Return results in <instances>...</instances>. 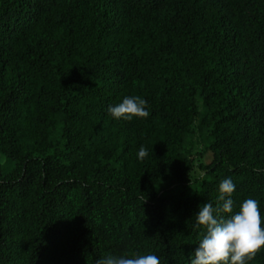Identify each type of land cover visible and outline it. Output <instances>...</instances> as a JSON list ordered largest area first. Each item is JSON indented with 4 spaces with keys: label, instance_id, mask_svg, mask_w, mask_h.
<instances>
[{
    "label": "trees",
    "instance_id": "obj_1",
    "mask_svg": "<svg viewBox=\"0 0 264 264\" xmlns=\"http://www.w3.org/2000/svg\"><path fill=\"white\" fill-rule=\"evenodd\" d=\"M0 156V264H190L223 179L264 219V0H0Z\"/></svg>",
    "mask_w": 264,
    "mask_h": 264
},
{
    "label": "clouds",
    "instance_id": "obj_2",
    "mask_svg": "<svg viewBox=\"0 0 264 264\" xmlns=\"http://www.w3.org/2000/svg\"><path fill=\"white\" fill-rule=\"evenodd\" d=\"M108 112L116 119L131 120L133 117L147 118V101L139 96H126L116 106H110ZM148 155L141 146L138 158ZM235 185L230 178L219 184L218 203L213 207L206 202L195 216L194 227H203V235L194 251L190 264H248L261 249H264V219L261 217L259 202L253 198L245 199L239 210L233 212L234 201L231 199ZM227 197V199H226ZM223 214H229L225 217ZM96 264H161L154 254L108 255L96 261Z\"/></svg>",
    "mask_w": 264,
    "mask_h": 264
},
{
    "label": "rangeland",
    "instance_id": "obj_3",
    "mask_svg": "<svg viewBox=\"0 0 264 264\" xmlns=\"http://www.w3.org/2000/svg\"><path fill=\"white\" fill-rule=\"evenodd\" d=\"M194 141L196 142V151H197V153H199L200 151H202V145L199 143V140H198V137L196 136V138L194 139ZM195 159L196 160H200V161H202L204 164H209L210 163V154H206V155H196L195 156ZM4 161V159H3V157L2 156H0V162H3ZM202 172L200 171V170H197V174H201Z\"/></svg>",
    "mask_w": 264,
    "mask_h": 264
}]
</instances>
